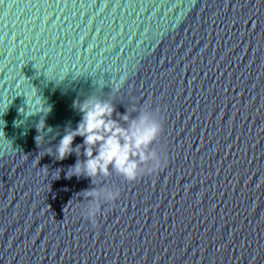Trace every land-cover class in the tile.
Listing matches in <instances>:
<instances>
[{
  "label": "water",
  "instance_id": "obj_1",
  "mask_svg": "<svg viewBox=\"0 0 264 264\" xmlns=\"http://www.w3.org/2000/svg\"><path fill=\"white\" fill-rule=\"evenodd\" d=\"M89 97L158 115L167 165L69 175ZM0 264H264V0H0Z\"/></svg>",
  "mask_w": 264,
  "mask_h": 264
},
{
  "label": "clouds",
  "instance_id": "obj_2",
  "mask_svg": "<svg viewBox=\"0 0 264 264\" xmlns=\"http://www.w3.org/2000/svg\"><path fill=\"white\" fill-rule=\"evenodd\" d=\"M75 103L82 113L81 120L74 130L65 132L56 146V153L62 159L78 146L81 147L77 144L73 148L74 137H83L85 159H77L70 167L69 175L107 177L114 171L124 181H133L167 165L164 146H161L160 151L149 148L163 131V123L158 115L141 111L131 117L126 110L116 119L112 115L115 106L110 100L89 97ZM93 185L80 192L83 198L80 213L95 224L97 214L101 212V204L114 205L120 190L115 185L95 186L94 182Z\"/></svg>",
  "mask_w": 264,
  "mask_h": 264
}]
</instances>
